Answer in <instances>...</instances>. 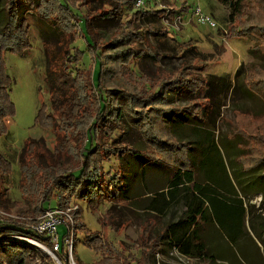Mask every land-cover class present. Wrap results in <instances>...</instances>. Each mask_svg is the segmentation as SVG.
Listing matches in <instances>:
<instances>
[{"label":"trees","instance_id":"16d2710c","mask_svg":"<svg viewBox=\"0 0 264 264\" xmlns=\"http://www.w3.org/2000/svg\"><path fill=\"white\" fill-rule=\"evenodd\" d=\"M92 1L0 0V137L8 136L6 118L13 115L9 83L1 74L2 54L5 51L23 54L30 48L28 13L35 15L46 27L42 47L48 65L43 82L49 95V108L46 109L43 104L37 109L35 123L49 127L55 141L52 151L33 138L24 142L22 159L18 162L19 190L27 207L20 214L38 218L47 209L44 204L52 196L57 198V208L62 209L68 207L70 200L77 199L85 201L94 210L104 198V192L129 201L133 195L127 193L126 183L130 184L131 178L126 179L117 173L111 176L104 171L103 163L112 156L120 162L130 156L141 159L145 166H163L169 173L170 183L176 186L185 183L191 191L181 196L186 212L171 220L155 235L153 252L164 253L161 246L165 245L183 256L203 259L209 250L205 236L209 228H215L224 232L231 247L233 244L240 245L239 250L247 259L243 243L247 235L244 229L245 210L240 200L221 195L226 167L218 141L210 138L208 123L211 114L206 111L212 107L217 90L220 92L226 87L229 74L203 77L192 72L197 66H189L169 77L165 75L155 81L148 80L143 85L133 83L136 74L126 67L143 55H151L148 47H140L145 42L146 28L140 29L141 26L136 24L147 18H157L161 22L164 18L171 19L174 11L132 10L133 0H105L109 5L107 8L93 9ZM80 2L86 7L84 13ZM189 7L184 3L179 14ZM123 15L126 20H121ZM95 20H114L120 24L118 28L121 32L117 29L111 37L97 39L92 27ZM227 27L226 38H245L251 42L248 54L253 58L252 62L239 65L232 86L234 90L243 89L256 96L262 103L257 111L236 113V121L245 116L256 120V124L250 133H231L230 139L241 151L235 161L243 172L258 171L264 177V0H233ZM78 35L86 39L93 59L94 66L88 70L77 67L81 51L70 45ZM227 85L231 83L227 82ZM170 92L202 93L203 96L176 106L169 100ZM121 118L138 129L146 147L134 149L112 144L113 127ZM169 122L175 125L183 122L204 133L207 143L200 151L199 165L206 167L207 187H201V182L196 179V165L189 156L191 145L175 135ZM158 154L160 158H155ZM63 155L65 158H61ZM249 155H252L251 161ZM219 170L222 175L218 174ZM11 171V161L0 150V208L6 211L9 199L4 182ZM176 189H169L164 196L174 198ZM196 191H201L205 197ZM166 203L164 199L155 200L151 209L161 210ZM77 217L75 232L83 226ZM250 228L262 246L263 255L256 264H264V219L257 223L258 230L252 224ZM17 234L49 246L44 237L34 234L23 223L0 224V236ZM85 243L102 251L103 260L99 264H109L110 257L104 255L109 244L98 233H87ZM66 246L64 238L58 252L63 264H69ZM35 249L36 246L28 242L0 239V264L3 261L30 264Z\"/></svg>","mask_w":264,"mask_h":264},{"label":"rangeland","instance_id":"374dc122","mask_svg":"<svg viewBox=\"0 0 264 264\" xmlns=\"http://www.w3.org/2000/svg\"><path fill=\"white\" fill-rule=\"evenodd\" d=\"M197 1L202 10L216 20L215 28L198 23L192 16L191 9L193 3ZM232 1L161 0L163 9L174 11L172 18L169 19V25H165L164 21L161 22L157 18L140 20L136 25L141 26L140 29L146 28L145 42L141 43L140 47L143 49L148 47L151 55H143L126 68L128 71L135 72L133 83L140 85L148 80L155 81L160 76L169 77L175 71L189 68V66L190 68L197 66L192 72L203 77H210L212 74L223 76L229 74L226 87L220 92L217 90L212 107H208L206 111L211 114V120L208 123L210 138L218 141L219 151L226 167L225 178L222 180L224 188L220 189L221 195L228 199L240 200L245 210L244 229L247 235L243 243H245L244 251L247 252V259L242 256L239 250L240 245L233 244L231 247L224 232L215 228H209V233L205 236L209 250L203 259L183 256L165 245L161 246L164 253L156 250L153 252L155 235L171 220L177 219L186 212L181 196L191 191L185 183L178 186L170 183L169 173L161 165L156 168L155 165L145 166L141 159H132L130 156L120 162L116 156H112L103 163L104 171L109 172L111 176L117 173L126 179L131 178L130 184L126 183V188L127 193L133 196L129 201H125L109 192H104V198L102 197L98 208L94 210L83 200H70L67 208H70V213L74 214V227L76 216H78L77 220L83 224L76 232L73 230V236L66 242L68 246L72 238L73 259L76 264H99L103 260L101 250H95L85 243L87 233H98L109 244V249L104 253L106 257H110L109 264H145L147 258V264H256L263 255L262 246L256 240L250 224L258 230L257 223L264 219V177L260 176L258 171H242L235 161L241 151L235 141L230 139L232 132L250 133L256 124V120L245 116H240L236 121V113L257 111L262 105L256 96L243 89L234 90L232 86L234 73L239 65L253 61L248 54V48L251 45L249 40L225 37ZM184 3L190 7L183 9V19H179L178 16H181L179 12ZM79 5L81 11L86 12V7L81 2ZM108 6L105 0H93L91 3L93 9ZM132 10L136 9L133 7ZM27 19L30 25V48L23 54L5 51L1 61V74L5 79L7 78L9 97L13 104V115L6 118L9 134L0 137V150L6 154L12 164V171L6 178L4 187L7 189L9 199L7 212L18 216H22L20 212L27 207L26 200L21 197L19 190L18 162L22 159L24 142L33 138L52 151L55 141L49 127L35 123L37 109L43 104L46 109L49 108V95L43 82L48 65L42 47L46 27L31 13L27 14ZM121 20H126L125 15ZM119 25L114 20L93 21L95 38H109L117 29L121 32ZM164 30L169 31L166 33ZM70 45L76 46L81 51V59L77 67L88 70L94 66L83 35H78ZM239 81L243 83L241 78ZM227 82L231 85L228 86ZM168 95L171 104L176 106H183L187 101L203 96L202 93L193 95L172 92ZM174 118L176 119V116ZM169 125L179 139L191 145L189 156L196 165V179L201 182V187H207V177L204 173L206 167L202 168L199 165L200 151L206 147L207 143L204 141V133L195 131L183 122L179 125L169 122ZM111 141L115 146L122 144L134 149L146 147V142L138 129L122 118L116 121L113 127ZM156 156L155 158H160L159 154ZM249 156L248 159L251 161L252 155ZM61 158H65V155ZM218 174L222 175V171L219 170ZM173 188H177L178 191L174 198L168 199V196L164 194ZM196 192L202 194L201 191ZM161 199L167 202L161 210L151 209L155 200ZM44 207L57 208V198L52 196ZM13 221L25 223L21 218ZM57 232L60 243L69 236L65 223L57 225ZM33 245L36 249L33 251L30 264H55L57 261L54 255L62 261L58 254L49 252L50 247L46 243L42 242L41 246ZM2 264L8 263L3 261Z\"/></svg>","mask_w":264,"mask_h":264},{"label":"built area","instance_id":"2783aa9c","mask_svg":"<svg viewBox=\"0 0 264 264\" xmlns=\"http://www.w3.org/2000/svg\"><path fill=\"white\" fill-rule=\"evenodd\" d=\"M133 7L137 10H159L163 9V5L161 0H133ZM192 10V16L196 18L197 22L200 24L207 25L211 28L216 27V20L212 17V15L205 13L202 10L200 5H194ZM178 16L179 19H183V14ZM165 25H169V19H163ZM21 218L24 220V224L26 228L33 232L36 235H40L45 238L46 242L49 244V252L52 254H58L59 252V239H58V232H57V225L61 223H65L69 230V236L65 238L67 242L70 237L73 236L74 230V214L70 213V208H47L44 210L41 216L36 219H32L26 216H18L16 214L8 213L6 210L0 208V224L11 222L14 223V219ZM3 238H10L19 241H24L28 243L37 244L41 246L42 242H39L35 239H32L26 235H9V236H0V239ZM72 238L71 242L68 244V255H69V264H76L72 256ZM57 263H62L60 259H58L55 255ZM63 264V263H62Z\"/></svg>","mask_w":264,"mask_h":264},{"label":"crops","instance_id":"0c3cea01","mask_svg":"<svg viewBox=\"0 0 264 264\" xmlns=\"http://www.w3.org/2000/svg\"><path fill=\"white\" fill-rule=\"evenodd\" d=\"M197 4L200 5L199 2L197 1V3H193V6H194V5H197ZM181 14H183V13H181Z\"/></svg>","mask_w":264,"mask_h":264},{"label":"water","instance_id":"95a60500","mask_svg":"<svg viewBox=\"0 0 264 264\" xmlns=\"http://www.w3.org/2000/svg\"><path fill=\"white\" fill-rule=\"evenodd\" d=\"M57 264H62V263H57Z\"/></svg>","mask_w":264,"mask_h":264}]
</instances>
